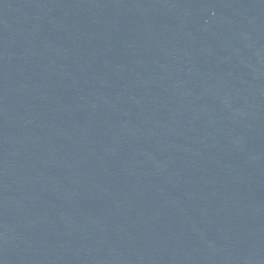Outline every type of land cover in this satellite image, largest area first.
<instances>
[{"label": "water", "instance_id": "water-1", "mask_svg": "<svg viewBox=\"0 0 264 264\" xmlns=\"http://www.w3.org/2000/svg\"><path fill=\"white\" fill-rule=\"evenodd\" d=\"M0 264H264V0H0Z\"/></svg>", "mask_w": 264, "mask_h": 264}]
</instances>
